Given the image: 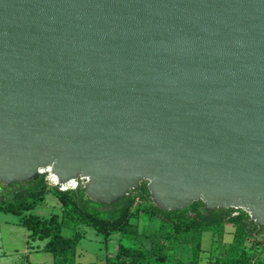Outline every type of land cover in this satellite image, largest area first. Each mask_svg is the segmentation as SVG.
<instances>
[{"label": "water", "instance_id": "obj_1", "mask_svg": "<svg viewBox=\"0 0 264 264\" xmlns=\"http://www.w3.org/2000/svg\"><path fill=\"white\" fill-rule=\"evenodd\" d=\"M42 167L264 225V0H0V187Z\"/></svg>", "mask_w": 264, "mask_h": 264}, {"label": "rangeland", "instance_id": "obj_2", "mask_svg": "<svg viewBox=\"0 0 264 264\" xmlns=\"http://www.w3.org/2000/svg\"><path fill=\"white\" fill-rule=\"evenodd\" d=\"M36 180L39 181L34 183ZM76 181L79 183L78 187L61 189L52 182L51 174L46 170L36 179L24 183L16 182V187L7 185L0 189V201L13 196L25 203L34 201L36 206L30 212L41 217H50L55 213L62 214L59 191H73L85 183L84 178H78ZM144 183L147 182L143 181L127 195L134 198L135 216L131 219L132 225L125 232H114L107 240L114 247V253L120 244L150 252L163 244L167 258L166 264H187L192 261L212 264H215L214 262L216 264H264V225L262 228L256 225L249 213L250 219H241L239 213L241 210L246 211L244 208H229L232 210H225V213L219 216L218 214L203 216L200 222L197 219L201 214L196 209L184 211L177 220L189 224L192 227L191 232L182 233L179 236H168L172 231L171 224L166 223L165 219L157 214L150 215V205L151 202L154 203L152 195H146L145 198L139 197L138 201L136 200ZM29 184L32 186L31 190L25 188L29 187ZM90 209L105 217L112 210L111 207L99 203L91 205ZM224 209L226 208H216L215 211ZM8 215L14 217L15 214L8 213ZM79 228L86 231V238L79 243V250L83 252L81 264H105L99 252V247L103 246L99 244L96 230L86 225H80ZM71 232V230L64 231L67 235ZM2 236L0 231V237Z\"/></svg>", "mask_w": 264, "mask_h": 264}, {"label": "trees", "instance_id": "obj_3", "mask_svg": "<svg viewBox=\"0 0 264 264\" xmlns=\"http://www.w3.org/2000/svg\"><path fill=\"white\" fill-rule=\"evenodd\" d=\"M38 181L39 180H36L34 183H37ZM15 183L16 182L11 184V186L16 187ZM3 188L4 187H0V189ZM25 188L31 190L32 186L29 184V187ZM146 195H150V192L147 183H144L142 185L141 193L136 197V200L138 201L139 197L145 198ZM59 197L62 202V214L55 213L49 218H43L30 212L36 206L34 201L25 203L15 199L13 196L10 199L0 201V212L21 216L22 225L30 231V236L33 239H48L43 250L52 252L63 264L70 262L73 263L77 244L84 237V232L79 228L80 225L93 227L98 233L102 234L107 241L114 232H125L128 230L127 228L132 225L131 219L135 216L133 211L134 198H130L127 195L110 205L90 199L86 195L84 188L81 187L76 188L73 191L60 190ZM95 203L111 207V213L106 217L99 215L97 212L90 209V206ZM150 206L151 216L157 214L161 218H164L166 223L171 224L172 231H170L168 236H179L182 233L191 232L192 227L189 224L177 220V217L184 211L196 209L197 212L201 214L197 219V221L200 222L202 221L203 216L207 217L215 214H218L219 216L224 214L225 210H232H208L202 200L195 201L186 208L173 211L162 210L152 202ZM239 214L238 215L241 219H250L247 211L241 210ZM256 225L260 226V228L263 227V225L257 223ZM65 228L73 230V234L69 236L64 235L63 230ZM165 253L163 244L157 249L151 250V252L141 248L120 244L118 245L115 255L112 258L109 257V259H107V264H166L167 258ZM214 263L216 264V262ZM187 264L212 263L192 261Z\"/></svg>", "mask_w": 264, "mask_h": 264}, {"label": "crops", "instance_id": "obj_4", "mask_svg": "<svg viewBox=\"0 0 264 264\" xmlns=\"http://www.w3.org/2000/svg\"><path fill=\"white\" fill-rule=\"evenodd\" d=\"M65 230L71 229L65 228L63 230V234L67 235L64 233ZM80 230L84 232L83 238H86V231L82 228H80ZM0 231L1 234H3V236L0 237V264H63L52 252L43 250L48 239H33L30 236V231L22 225L21 216L14 215V217H10L8 213L0 212ZM71 231V234H68L67 236L73 234L74 231ZM96 235L99 237V244L103 246L99 247V252L102 255L101 259H104L102 262L107 264V259H109V257L112 258L115 255L113 251L114 247L104 239L102 234L97 232ZM80 241L77 244L73 263L70 262L64 264H81L80 259L83 252L79 250ZM37 255L41 256L37 258Z\"/></svg>", "mask_w": 264, "mask_h": 264}, {"label": "bare ground", "instance_id": "obj_5", "mask_svg": "<svg viewBox=\"0 0 264 264\" xmlns=\"http://www.w3.org/2000/svg\"><path fill=\"white\" fill-rule=\"evenodd\" d=\"M50 167H42L41 169H43L41 172H44V171H48V169H49ZM50 174H51V180H52V182L54 183V184H58V177L52 172V170H51V172H50ZM55 177V179H52V177ZM73 182H75L74 183V185H73ZM75 184H76V180L75 179H71L69 182H66V183H64L63 185H64V187H70V188H73V187H75Z\"/></svg>", "mask_w": 264, "mask_h": 264}, {"label": "clouds", "instance_id": "obj_6", "mask_svg": "<svg viewBox=\"0 0 264 264\" xmlns=\"http://www.w3.org/2000/svg\"><path fill=\"white\" fill-rule=\"evenodd\" d=\"M43 169H41L42 171ZM49 172H51V168L48 169ZM52 179H55V177L53 176ZM75 182H73V185H74Z\"/></svg>", "mask_w": 264, "mask_h": 264}, {"label": "built area", "instance_id": "obj_7", "mask_svg": "<svg viewBox=\"0 0 264 264\" xmlns=\"http://www.w3.org/2000/svg\"><path fill=\"white\" fill-rule=\"evenodd\" d=\"M55 185H58V184H55ZM78 186H79V183L78 181H76L75 187H78Z\"/></svg>", "mask_w": 264, "mask_h": 264}]
</instances>
